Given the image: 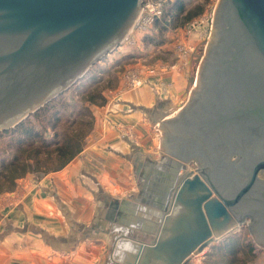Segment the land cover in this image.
Returning a JSON list of instances; mask_svg holds the SVG:
<instances>
[{
    "label": "water",
    "instance_id": "water-1",
    "mask_svg": "<svg viewBox=\"0 0 264 264\" xmlns=\"http://www.w3.org/2000/svg\"><path fill=\"white\" fill-rule=\"evenodd\" d=\"M143 1L0 0V132L119 46ZM214 17L187 103L160 121L178 169L160 230L135 241L131 264H188L248 218L264 248V0H220Z\"/></svg>",
    "mask_w": 264,
    "mask_h": 264
},
{
    "label": "crops",
    "instance_id": "crops-1",
    "mask_svg": "<svg viewBox=\"0 0 264 264\" xmlns=\"http://www.w3.org/2000/svg\"><path fill=\"white\" fill-rule=\"evenodd\" d=\"M150 78L96 108L95 128L66 167L41 178L29 174L1 197L0 230L7 229L0 231V264H114L115 225L134 242L153 240L178 168L153 143L144 119L164 100L182 101L187 81L165 70ZM170 80L167 91L155 88ZM171 115L160 111L155 122Z\"/></svg>",
    "mask_w": 264,
    "mask_h": 264
},
{
    "label": "rangeland",
    "instance_id": "rangeland-1",
    "mask_svg": "<svg viewBox=\"0 0 264 264\" xmlns=\"http://www.w3.org/2000/svg\"><path fill=\"white\" fill-rule=\"evenodd\" d=\"M162 1V12L160 15L154 16L153 22L147 24L146 28H132L128 34L129 36L127 35L126 42L121 43L104 55L88 70L79 83L66 91L58 100V103L62 106L60 110L64 111L62 119L66 116L59 127V131L68 129V126L72 123L71 121H77L76 123H78L81 119H86L91 122L94 121L93 127L91 130H89V127H84L82 130L85 133L88 131L91 133L95 128L96 115L94 112H96V108L104 107L113 97L118 99L125 92L138 88L132 83L133 80L140 79L142 85H144L145 83H151L150 77L156 76L160 71H175L180 72L186 78L187 88L184 98L175 105H172L167 100L160 102L159 106H155L150 111V115H147L144 119L145 125L149 127L150 134L153 135V143L159 151H163L158 139L161 124L160 122L156 123L155 118L160 111L173 114L187 103L195 85L205 48L211 38L213 18H215L214 13L220 0H185L187 9H190L192 14L196 16L186 22L183 19L176 21V25L170 20L167 22L165 20L169 9H171L170 7L173 6L176 0ZM199 11H201V14L197 16L196 13ZM143 69H146L149 78L147 80L144 77ZM92 78L97 79V81ZM171 84V80L159 81L156 83L157 87L155 88L159 91H167ZM100 92L104 96L105 102L103 103V101L98 99L91 103V96H97L96 93ZM81 113L84 116H80L79 114ZM30 120L41 132L43 138L50 140L56 136V130L51 127L47 118L32 117ZM80 127L78 123L75 129ZM7 144L8 138L0 137V149H4ZM188 169L195 170L196 166L192 164ZM35 175L38 178L44 176ZM249 223L248 218L245 223L237 225L230 233L220 238L217 242L230 236L243 239L240 240L242 243L248 239H253L249 230ZM2 226L0 231H6V224H2ZM255 244L257 245L256 249L260 250V252L248 264H264V248L256 242ZM209 247L203 253L192 256L188 264H206L204 257L205 253L210 249Z\"/></svg>",
    "mask_w": 264,
    "mask_h": 264
},
{
    "label": "trees",
    "instance_id": "trees-1",
    "mask_svg": "<svg viewBox=\"0 0 264 264\" xmlns=\"http://www.w3.org/2000/svg\"><path fill=\"white\" fill-rule=\"evenodd\" d=\"M170 8L165 20L166 22L170 20L175 25L176 21L183 19L186 22L196 16L192 14L190 9H187L185 0H176ZM201 11L196 13L197 16L201 14ZM92 79L97 81L95 78ZM80 80L71 87L79 83ZM66 91L29 115L15 127L0 132L1 138H8V144L4 149H0V197L15 191L18 181L29 174L47 175L63 169L84 149L86 138L90 132L85 133L82 128L89 127L91 130L94 121L81 119L78 122L81 127L78 129H75L78 124L77 121H71L68 129L59 131V127L66 116L62 119L64 111L60 110L62 106L58 100ZM96 94L97 96H91V103L98 99L104 103L105 99L102 93ZM79 115L84 116L82 113ZM32 117L47 118L51 127L56 130V136L50 140L43 138L41 132L30 120ZM240 240L243 239L230 236L212 244L205 253V263L248 264L258 256L260 250L256 249L257 245L253 239H248L244 243Z\"/></svg>",
    "mask_w": 264,
    "mask_h": 264
},
{
    "label": "clouds",
    "instance_id": "clouds-1",
    "mask_svg": "<svg viewBox=\"0 0 264 264\" xmlns=\"http://www.w3.org/2000/svg\"><path fill=\"white\" fill-rule=\"evenodd\" d=\"M141 211L145 209L140 208ZM113 231L118 235L114 250L112 252V259L114 264H131V260L138 252V245L129 237V230L123 225H115Z\"/></svg>",
    "mask_w": 264,
    "mask_h": 264
},
{
    "label": "built area",
    "instance_id": "built-area-1",
    "mask_svg": "<svg viewBox=\"0 0 264 264\" xmlns=\"http://www.w3.org/2000/svg\"><path fill=\"white\" fill-rule=\"evenodd\" d=\"M163 1L162 0H148V1H143V6H142V11L141 15L139 16L135 26L142 28H146L147 24H150L154 20V16H158L161 14ZM150 12V14H149ZM129 36V35H128ZM128 36L125 38L123 42H126ZM122 42V43H123ZM135 86L139 87L142 85V81L140 79H135L132 82Z\"/></svg>",
    "mask_w": 264,
    "mask_h": 264
},
{
    "label": "flooded vegetation",
    "instance_id": "flooded-vegetation-1",
    "mask_svg": "<svg viewBox=\"0 0 264 264\" xmlns=\"http://www.w3.org/2000/svg\"><path fill=\"white\" fill-rule=\"evenodd\" d=\"M249 222H250V219H249ZM248 226H249V230H250V228H251L250 224H248ZM250 231H251V230H250Z\"/></svg>",
    "mask_w": 264,
    "mask_h": 264
},
{
    "label": "bare ground",
    "instance_id": "bare-ground-1",
    "mask_svg": "<svg viewBox=\"0 0 264 264\" xmlns=\"http://www.w3.org/2000/svg\"><path fill=\"white\" fill-rule=\"evenodd\" d=\"M136 28H137V26H136ZM176 172H177V170H176ZM176 172H175V173H176ZM171 176H173V175H171ZM170 179H171V178H170Z\"/></svg>",
    "mask_w": 264,
    "mask_h": 264
}]
</instances>
